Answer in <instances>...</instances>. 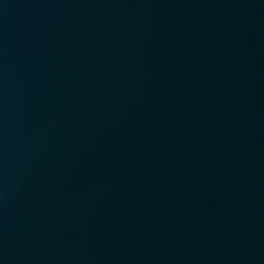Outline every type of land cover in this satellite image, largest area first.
<instances>
[{"label":"water","instance_id":"95a60500","mask_svg":"<svg viewBox=\"0 0 264 264\" xmlns=\"http://www.w3.org/2000/svg\"><path fill=\"white\" fill-rule=\"evenodd\" d=\"M0 264H180L26 0H0Z\"/></svg>","mask_w":264,"mask_h":264}]
</instances>
